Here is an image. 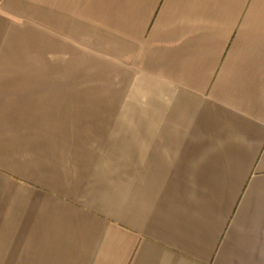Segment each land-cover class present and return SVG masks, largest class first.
<instances>
[{
    "label": "crops",
    "instance_id": "obj_1",
    "mask_svg": "<svg viewBox=\"0 0 264 264\" xmlns=\"http://www.w3.org/2000/svg\"><path fill=\"white\" fill-rule=\"evenodd\" d=\"M0 264H264V0H0Z\"/></svg>",
    "mask_w": 264,
    "mask_h": 264
},
{
    "label": "rangeland",
    "instance_id": "obj_2",
    "mask_svg": "<svg viewBox=\"0 0 264 264\" xmlns=\"http://www.w3.org/2000/svg\"><path fill=\"white\" fill-rule=\"evenodd\" d=\"M34 53V56H43L42 50H34L32 51ZM66 72L68 73H93L99 75L100 79L102 81H99L98 86L99 89H115V90H128L129 93L131 92V104L132 105H138L140 104V97L138 96V91L140 90V87L137 85H132L130 82H124L121 80V73L115 74L112 76L108 74L107 67L106 66H68L66 67ZM109 80H104L108 79ZM100 100H106V99H100Z\"/></svg>",
    "mask_w": 264,
    "mask_h": 264
}]
</instances>
